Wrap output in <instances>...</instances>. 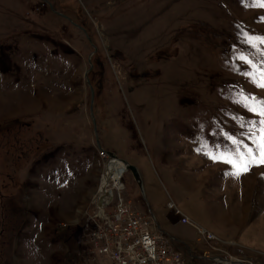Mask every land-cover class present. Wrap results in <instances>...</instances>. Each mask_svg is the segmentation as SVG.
<instances>
[{
    "label": "rangeland",
    "instance_id": "374dc122",
    "mask_svg": "<svg viewBox=\"0 0 264 264\" xmlns=\"http://www.w3.org/2000/svg\"><path fill=\"white\" fill-rule=\"evenodd\" d=\"M261 3L0 0V264L83 258L110 161L89 85L99 144L137 167L141 187L122 171L123 196L150 229L176 239L188 264V250L207 247L199 228L221 240L216 252L264 264V167L237 177L208 155L233 140L256 150L264 136Z\"/></svg>",
    "mask_w": 264,
    "mask_h": 264
},
{
    "label": "built area",
    "instance_id": "2783aa9c",
    "mask_svg": "<svg viewBox=\"0 0 264 264\" xmlns=\"http://www.w3.org/2000/svg\"><path fill=\"white\" fill-rule=\"evenodd\" d=\"M104 172L91 200L95 210L86 213L88 232L82 247L83 258L78 264H188L187 255L174 243L176 239L162 230H151V217L133 209L123 196L125 186L122 180L113 183L108 178L106 184L102 183ZM167 206L179 215L181 223H190L174 203L168 202ZM199 231L207 247L202 250L201 257L188 250L189 263L201 258L204 262L198 264H258L229 252H216L212 241L221 240L204 228H199Z\"/></svg>",
    "mask_w": 264,
    "mask_h": 264
},
{
    "label": "snow or ice",
    "instance_id": "6c2138e0",
    "mask_svg": "<svg viewBox=\"0 0 264 264\" xmlns=\"http://www.w3.org/2000/svg\"><path fill=\"white\" fill-rule=\"evenodd\" d=\"M260 7H264V3H261ZM261 43H264V40H262ZM240 59L243 60L245 58L241 57ZM259 86L264 87V84H260ZM245 107H248L250 111H257V107L251 106L247 103L245 104ZM258 114L260 116H264V102L259 105ZM260 123L264 124V120H261ZM232 143L236 145V148H234L231 153L220 155H208H210V158L214 161L219 160L221 162L230 164L235 169L233 174L237 177L251 171L253 166L264 167V136H261L259 138L256 150L247 145H242L241 142L236 140H233Z\"/></svg>",
    "mask_w": 264,
    "mask_h": 264
},
{
    "label": "water",
    "instance_id": "95a60500",
    "mask_svg": "<svg viewBox=\"0 0 264 264\" xmlns=\"http://www.w3.org/2000/svg\"><path fill=\"white\" fill-rule=\"evenodd\" d=\"M43 1H45V0H43ZM47 3L50 5V7H51V9H52V6H51V3H49L48 1H47ZM52 11H54V13H56V14H58V15H61V16H63V17H65V18H67V19H69L68 17H66L64 14H62V13H60V12H58V11H55V10H53L52 9ZM70 20V19H69ZM77 27H79L82 31H85L82 27H80V26H78L77 25ZM85 34H86V32H85ZM87 35V34H86ZM88 37V39H90L89 38V36H87ZM91 69V66L89 67V69L88 70H90ZM85 77H86V73H85ZM87 83H88V80H87ZM89 87H90V91H91V103H90V107H89V113H90V117H91V121H92V125H93V131H94V138H95V143H96V145H97V147L99 148V149H101V150H104L101 146H100V144H99V139H98V135H97V131H96V122H95V118H94V113H93V88L89 85ZM106 153H107V156L109 157V158H114V157H116V155L113 153V152H111V151H105ZM122 161H123V163L125 164V169L126 170H128V171H130L131 173H132V175L134 176V178H135V180H136V182L138 183V185L141 187V178H140V174H139V171H138V169H137V167L134 165V164H132V163H129L128 161H126L125 159H121ZM105 173V172H104ZM106 175V174H105ZM101 202V197L98 199V204ZM159 228V230H161L160 229V227H158Z\"/></svg>",
    "mask_w": 264,
    "mask_h": 264
},
{
    "label": "bare ground",
    "instance_id": "6f19581e",
    "mask_svg": "<svg viewBox=\"0 0 264 264\" xmlns=\"http://www.w3.org/2000/svg\"><path fill=\"white\" fill-rule=\"evenodd\" d=\"M109 160L110 161L106 164L105 169H104L106 175L103 176L102 183L106 184L108 178L113 183L121 182L120 178H122V176L124 174V173H121V172L122 171H127L125 169V164L123 163L122 160H120L119 158H116V157L110 158Z\"/></svg>",
    "mask_w": 264,
    "mask_h": 264
}]
</instances>
